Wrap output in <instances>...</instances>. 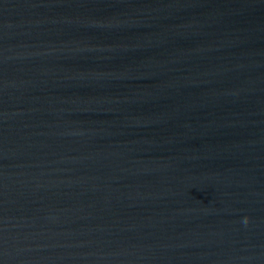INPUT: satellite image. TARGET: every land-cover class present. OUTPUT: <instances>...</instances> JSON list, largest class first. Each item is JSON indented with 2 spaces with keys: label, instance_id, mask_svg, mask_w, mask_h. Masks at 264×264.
Returning <instances> with one entry per match:
<instances>
[{
  "label": "water",
  "instance_id": "obj_1",
  "mask_svg": "<svg viewBox=\"0 0 264 264\" xmlns=\"http://www.w3.org/2000/svg\"><path fill=\"white\" fill-rule=\"evenodd\" d=\"M0 264H264V0H0Z\"/></svg>",
  "mask_w": 264,
  "mask_h": 264
},
{
  "label": "clouds",
  "instance_id": "obj_2",
  "mask_svg": "<svg viewBox=\"0 0 264 264\" xmlns=\"http://www.w3.org/2000/svg\"><path fill=\"white\" fill-rule=\"evenodd\" d=\"M249 222H250V218L249 217H244L243 220H242V223L244 225H247Z\"/></svg>",
  "mask_w": 264,
  "mask_h": 264
}]
</instances>
